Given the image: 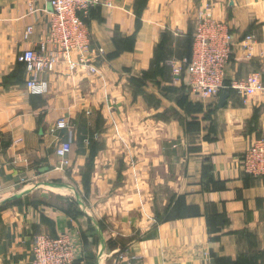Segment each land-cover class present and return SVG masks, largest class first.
<instances>
[{
  "label": "crops",
  "instance_id": "obj_1",
  "mask_svg": "<svg viewBox=\"0 0 264 264\" xmlns=\"http://www.w3.org/2000/svg\"><path fill=\"white\" fill-rule=\"evenodd\" d=\"M109 1L88 19L95 72L58 62L31 94L19 57L47 40L51 7L0 0V264H31L34 236L64 232L77 264H264V177L242 164L264 137V95L226 88L219 108L223 91L195 96L171 66L209 5L233 36L227 82L264 81V0Z\"/></svg>",
  "mask_w": 264,
  "mask_h": 264
},
{
  "label": "built area",
  "instance_id": "obj_2",
  "mask_svg": "<svg viewBox=\"0 0 264 264\" xmlns=\"http://www.w3.org/2000/svg\"><path fill=\"white\" fill-rule=\"evenodd\" d=\"M51 7L49 34L38 50L28 49L19 60L30 74L28 88L31 94H47L49 83L40 74L53 70L58 62L68 61L70 68L79 64H90L88 55L92 52L91 30L88 24L93 9L100 5L111 6L109 0H44ZM33 9V6H31ZM32 29L27 28L24 38L29 39ZM254 36L246 37V44ZM50 46V49L47 48ZM233 36L227 22L214 16L211 6L198 10L197 24L190 57L181 64L171 63L173 75L181 78L183 67L189 78L190 92L201 98L218 96L226 88L236 90L247 100L257 94L264 95L262 72H255L243 79L227 82V68L233 53ZM79 54L78 61L71 59V53ZM91 71L95 66L90 64ZM57 127L66 128L60 119ZM72 150V135L56 148L61 165L68 164L67 156ZM242 164L246 172L255 177H264V137L258 138L244 153ZM0 183V194L4 191ZM31 264H77L78 252L69 233L51 235L42 233L34 236Z\"/></svg>",
  "mask_w": 264,
  "mask_h": 264
},
{
  "label": "water",
  "instance_id": "obj_3",
  "mask_svg": "<svg viewBox=\"0 0 264 264\" xmlns=\"http://www.w3.org/2000/svg\"><path fill=\"white\" fill-rule=\"evenodd\" d=\"M231 3L233 4L232 1H231ZM228 95H229V93H228L227 91H223V92L221 93V96H220L219 101H218V107H219V108H221V107H223V106L225 105L226 100H227V98H228ZM14 198H15V197H14Z\"/></svg>",
  "mask_w": 264,
  "mask_h": 264
},
{
  "label": "trees",
  "instance_id": "obj_4",
  "mask_svg": "<svg viewBox=\"0 0 264 264\" xmlns=\"http://www.w3.org/2000/svg\"><path fill=\"white\" fill-rule=\"evenodd\" d=\"M93 10H94V9H93ZM93 10H92V12H93ZM92 12H91V15H92ZM190 56H191V55H190ZM190 56H189V57H190ZM197 109L200 110L199 105H197Z\"/></svg>",
  "mask_w": 264,
  "mask_h": 264
}]
</instances>
